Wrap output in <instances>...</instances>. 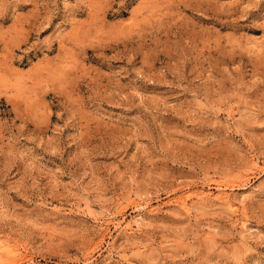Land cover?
Returning <instances> with one entry per match:
<instances>
[{
    "label": "rangeland",
    "instance_id": "rangeland-1",
    "mask_svg": "<svg viewBox=\"0 0 264 264\" xmlns=\"http://www.w3.org/2000/svg\"><path fill=\"white\" fill-rule=\"evenodd\" d=\"M0 264H264V0H0Z\"/></svg>",
    "mask_w": 264,
    "mask_h": 264
},
{
    "label": "bare ground",
    "instance_id": "bare-ground-1",
    "mask_svg": "<svg viewBox=\"0 0 264 264\" xmlns=\"http://www.w3.org/2000/svg\"><path fill=\"white\" fill-rule=\"evenodd\" d=\"M6 252V250H3V253H5Z\"/></svg>",
    "mask_w": 264,
    "mask_h": 264
}]
</instances>
